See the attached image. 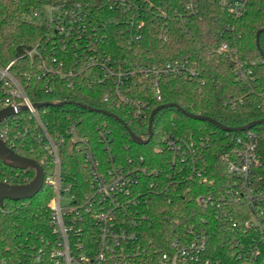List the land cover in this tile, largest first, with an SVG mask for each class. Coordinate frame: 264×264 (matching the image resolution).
<instances>
[{
  "label": "trees",
  "instance_id": "1",
  "mask_svg": "<svg viewBox=\"0 0 264 264\" xmlns=\"http://www.w3.org/2000/svg\"><path fill=\"white\" fill-rule=\"evenodd\" d=\"M70 2L81 3L105 35L97 51L99 56L146 66H160L174 60L187 61L194 64L199 73L195 79L178 76L161 78V101L155 99L149 82L143 81L138 97L147 106V117L131 121L124 110L104 101L108 86L88 81L89 75H94L96 70L80 74L72 87H68L65 81H59L49 85L52 89L46 88V82L37 78L36 67L27 56L35 45L45 44L49 34L45 23L27 19L28 15L40 9V0H0V68H6L15 61L10 72L24 86L31 101L49 103L43 109L46 113L42 117L49 123V132L54 139L63 134L69 116L80 120L78 134L82 137L87 135L98 150L95 127L106 122L112 129V151L122 160L133 158L134 163H139L142 156L145 158L143 163H147L149 168L161 165L163 158L156 148L161 144V138L171 131L206 137L211 142L207 163L212 185L197 186L192 183L186 194L183 193L184 188L179 187L151 201L152 208L148 213L151 223L144 225L143 232L149 247L163 248L165 242L182 233L186 226L199 227L202 217L213 216V210H203L196 205V196L213 188L214 182L228 178L220 158L229 153L235 139L243 136L244 132L223 131L210 122L192 119L181 110L170 107L155 115L152 137L147 144L139 145L133 142L123 123L136 136L146 140L149 138L151 112L167 104H175L186 113L213 119L230 128L264 119V58L256 41L257 32L264 29V0H255L237 21L222 11L218 0H125L117 7L113 0ZM187 5L191 8L187 9ZM137 16L145 22L140 39L130 38L126 28L129 18L136 20ZM160 29L165 30L164 37L159 36ZM221 39L237 48L238 60L251 71L247 80L239 79L233 63L218 52ZM259 46L264 53V33L260 35ZM25 74L30 75V79ZM92 109L106 111L112 116L96 113ZM5 126H8L14 143V146L7 144L10 148L18 155L39 163L46 175L54 170L53 160L37 137L28 111H21L15 118L10 117L1 128ZM252 131L256 133L261 162L256 174L264 176V123L252 128ZM98 155L104 160V152L99 151ZM83 157L84 153L78 151L76 143L69 139L60 149L62 176L72 183L79 197L89 190L92 180ZM34 176L33 169H13L0 160V182L26 184ZM53 195V189L44 185L30 200L4 201V205L0 206V256L16 263L23 258V250L41 246V236L50 239L48 204ZM227 208L232 221H209V257L219 258L224 264H238L230 241L240 237L249 242L255 238V243L263 252L261 258H264V244L259 242L261 232L246 231L244 227L245 221L258 208L238 204Z\"/></svg>",
  "mask_w": 264,
  "mask_h": 264
},
{
  "label": "built area",
  "instance_id": "2",
  "mask_svg": "<svg viewBox=\"0 0 264 264\" xmlns=\"http://www.w3.org/2000/svg\"><path fill=\"white\" fill-rule=\"evenodd\" d=\"M113 1L116 7L125 3V0ZM254 1L218 0V4L222 11L237 21ZM42 7L48 9L46 16L41 12ZM189 8L191 5H187ZM31 14L42 18L36 23H45L49 30L46 43L37 44L27 52L36 67L37 78L46 82L45 87L59 81H65L68 87H72L80 74L96 70L94 75L90 72L88 81L108 86L104 101L124 110L131 121L147 117V106L138 97L143 81L149 82L155 99L161 101V78L195 79L199 76L195 65L187 61L174 60L160 66H146L99 56L97 51L105 35L81 3L40 0V9ZM134 19L130 17L127 21V34L130 38L140 39L145 22L139 16ZM158 34L164 37L165 30L160 29ZM218 52L233 63L239 79L247 80L251 71L238 60L235 45L221 39ZM14 64L12 61L6 68H0V91L4 96L0 97V111L13 108L17 111L10 116L13 118L21 111L29 112L36 135L53 160L54 170L45 174L43 186L52 188L54 195L48 204L50 239L41 236V246L23 250V258L16 263L0 256V264H224L221 259L208 255V224L214 219L232 221L227 207L233 204L258 208L245 221L244 227L246 231L261 232L259 242L264 244V176L256 174L261 162L256 133L252 129L243 131L244 135L235 139L229 153L220 158L228 178L214 182L213 188L196 196V205L203 210H213V216L202 217L199 227L186 226L182 233L165 242V247L151 248L143 228L151 223L148 213L152 199L179 187L184 188L183 193L186 194L192 183L197 186L213 184L207 163L211 146L209 139L172 131L165 134L156 148L163 158L162 163L152 168L143 163L145 158L142 156L139 163H134L131 157L120 159L112 151V129L106 122L95 127L98 150L87 135L82 137L78 134L80 120L69 116L63 134L54 139L49 132V123L42 117L46 113L43 110L46 105L37 108L39 103H34L27 96L24 86L10 72ZM25 76L30 79V75ZM23 107L26 109L22 110ZM10 117L0 124V138L6 145L14 146L8 126L1 128ZM68 139L84 153L83 160L92 177L89 190L82 197L62 176L60 149ZM99 151L104 152V160L98 155ZM255 240L249 242L237 237L230 241L238 264H264L263 252Z\"/></svg>",
  "mask_w": 264,
  "mask_h": 264
},
{
  "label": "water",
  "instance_id": "3",
  "mask_svg": "<svg viewBox=\"0 0 264 264\" xmlns=\"http://www.w3.org/2000/svg\"><path fill=\"white\" fill-rule=\"evenodd\" d=\"M262 33H264V29L259 30L257 32L256 41H257V47H258L261 55L264 58V53L262 52V50L260 49V46H259V38H260V35ZM45 105H49V104L39 103V104H36V107L41 108ZM170 107H174L178 110H181L185 115H187L188 117H190L192 119L210 122L213 125H215L216 127L220 128L221 130L226 131V132H231V133L248 131L257 125L264 123V119H262L259 121L252 122V123L245 125L243 127L230 128V127H226V126L222 125L221 123H219L213 119H210V118H207L204 116H197V115L186 113L179 106H177L175 104H167V105L158 106L157 108H155L151 112L150 118H149V125H148L149 138L146 140L136 136L134 133H132L130 131L128 126L125 123H123L125 128L129 132V135H130L131 139L133 140V142H135L136 144H139V145L147 144L153 135L152 127H153L155 115L160 110H162L164 108H170ZM25 109H26V107L22 108V110H25ZM92 111H94L96 113H101V114H105L108 116H112V114L107 113L106 111H103V110L92 109ZM16 113H17V111L14 110L13 108L2 109L0 111V124L2 123V121L4 119H6L12 115H15ZM0 160L4 164H6L8 167H11L13 169H18V170L33 169L35 171L34 178L26 184L14 185V184H8L5 182H0V206L1 207L4 205V201H6V200L15 201V202L27 201V200H30L33 197H35L41 191V189L43 188L44 176H45V172H44L43 167L39 163H37L36 161H34L32 159L18 155L13 149L9 148L1 138H0Z\"/></svg>",
  "mask_w": 264,
  "mask_h": 264
},
{
  "label": "rangeland",
  "instance_id": "4",
  "mask_svg": "<svg viewBox=\"0 0 264 264\" xmlns=\"http://www.w3.org/2000/svg\"><path fill=\"white\" fill-rule=\"evenodd\" d=\"M41 12L44 14V16L47 15L48 9L45 7H42ZM27 19L31 22H41L42 18L40 17H34L32 14L27 16Z\"/></svg>",
  "mask_w": 264,
  "mask_h": 264
}]
</instances>
